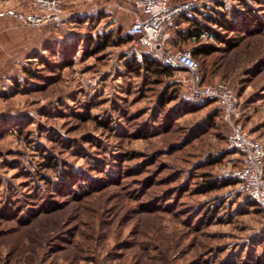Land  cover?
<instances>
[{"label": "rangeland", "instance_id": "1", "mask_svg": "<svg viewBox=\"0 0 264 264\" xmlns=\"http://www.w3.org/2000/svg\"><path fill=\"white\" fill-rule=\"evenodd\" d=\"M169 1L231 21L169 50L216 48L197 58L204 83H228L264 140V2ZM33 3L0 0V264H264V210L237 187L199 190L241 167L219 104L186 71L126 68L132 45L89 42L118 43L133 2L61 0L58 21L31 25Z\"/></svg>", "mask_w": 264, "mask_h": 264}, {"label": "built area", "instance_id": "2", "mask_svg": "<svg viewBox=\"0 0 264 264\" xmlns=\"http://www.w3.org/2000/svg\"><path fill=\"white\" fill-rule=\"evenodd\" d=\"M134 4V20L129 28L132 37V54L142 58L144 52L158 56L164 67L184 70L192 75L188 89L195 99L216 101L223 118L230 127L228 145L242 156V166L227 177L238 180L241 194L254 200L264 210V140L253 138L240 122V102L237 94L225 83L205 84L199 72V64L190 51L172 53L169 44L177 28L180 16L193 6V2L178 6L169 0H131ZM195 1V0H194ZM61 0H34L35 9L25 16V21L37 25L46 21H58ZM215 34L204 29L192 37L193 41L213 40Z\"/></svg>", "mask_w": 264, "mask_h": 264}, {"label": "trees", "instance_id": "3", "mask_svg": "<svg viewBox=\"0 0 264 264\" xmlns=\"http://www.w3.org/2000/svg\"><path fill=\"white\" fill-rule=\"evenodd\" d=\"M255 1H258L259 4L264 2V0H255ZM242 2L247 3V0H242ZM217 3L221 4L220 2H217ZM213 12H215V13L211 14L210 12L209 13L208 12H199L201 15V18H199L198 16L189 15L188 14L189 12H184L180 16V18L178 19L177 28L173 32L169 47L171 45V42L174 40V37L176 34L180 35L181 37H184L187 40H191L193 36L198 35L202 30H204V29L210 30V28L207 27V25H210V23L212 25H216V26H220L222 28H225L226 30L231 29L232 23L230 20L224 18V16H222V14L218 12L217 8H214ZM216 13H218V16H216ZM182 24H186V27L184 29L181 28ZM114 41L115 40L112 39L111 34L110 35L107 34V35H103V36L98 35L96 38H91L89 40V42L91 44L95 43L97 46V49L100 51L105 49L109 45H111L112 42H113V44L118 45V46L132 45L133 39L129 34V29H128L127 34L119 37L118 43L114 42ZM215 51H217L216 48H214L212 46H202V47L193 48L191 50V54L195 58V60L197 61V58L210 56ZM125 66H126V68H128L131 71H134L138 74H140L141 71H143L146 74H149L150 76L152 75L153 77H157V78L172 77L173 72L175 70H179V69H174V68L162 66L158 56H156L154 54H150L148 52H144V54L141 58V61H137L134 58L132 61L126 62ZM182 71H184V70H182ZM29 73H30V71H29ZM221 83L228 84L224 81H222ZM234 92H235V90H234ZM165 95H167L166 92H164V98H165ZM172 98H173V96L169 97V99H172ZM165 102H164V105H165ZM220 112H221V117H223L221 108H220ZM232 154H239V152L237 150L232 149ZM240 164L242 166V159H241ZM55 165L56 164H54L52 162V160H49V162L47 163V167H55ZM237 184H238V180L236 178L223 177L221 179L217 178L215 180H208V183L206 185H204L203 187L201 186L199 190L202 191L204 189L205 191H212V190H217V189L226 188V187H237ZM237 190H238V188H237ZM238 192L241 194V192L239 190H238ZM245 200H246L247 204H249L250 206L260 209L259 205L254 200H252L250 198H246Z\"/></svg>", "mask_w": 264, "mask_h": 264}]
</instances>
